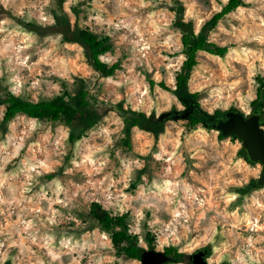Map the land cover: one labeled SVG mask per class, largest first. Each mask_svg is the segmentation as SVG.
I'll use <instances>...</instances> for the list:
<instances>
[{
  "label": "rangeland",
  "instance_id": "374dc122",
  "mask_svg": "<svg viewBox=\"0 0 264 264\" xmlns=\"http://www.w3.org/2000/svg\"><path fill=\"white\" fill-rule=\"evenodd\" d=\"M226 2L182 0L185 19L199 30ZM243 2L209 33L227 54L199 52L189 82L209 114L250 115L264 77V0ZM56 14L67 31L108 37L102 59L120 68L94 69L74 34L63 40ZM175 16L172 0H0V90L44 100L86 89L101 116L72 129L20 115L3 127L0 105V264H141L89 218L93 201L127 213L144 249L208 247L220 264H264V185L248 186L263 164L245 160L239 139L176 118L185 104L150 86L175 87L185 58ZM134 112L155 115L161 128L127 131Z\"/></svg>",
  "mask_w": 264,
  "mask_h": 264
},
{
  "label": "trees",
  "instance_id": "16d2710c",
  "mask_svg": "<svg viewBox=\"0 0 264 264\" xmlns=\"http://www.w3.org/2000/svg\"><path fill=\"white\" fill-rule=\"evenodd\" d=\"M175 4L176 16L174 24L181 32L182 53L185 58L181 68L176 73L175 87L170 88L165 81L159 82L149 79L151 87L159 85L162 89L171 90L183 103L187 100L197 102L198 92H192L189 88V82L193 71L199 63V52H208L216 56H224L228 52L227 46L219 45L210 40L209 33L218 23L229 13L235 11L244 4L243 0H227L221 10L215 12L199 30H196L191 20H186L182 7V0H172ZM55 18L60 24V33L63 35L64 41L71 40L69 33L74 34L75 41L81 43L86 49V57L88 62L100 73L105 76H111L120 68V63L115 62L109 64L102 59V55L112 50V44L108 37H99L88 28H78L73 32L67 31V27L62 23L61 15L56 14ZM259 86L257 88V96L251 102L252 111L250 115H258L260 124L264 125V77L258 76ZM0 105H4V114L1 125L6 127L17 116L26 115L36 119H48L54 122H64L66 125L75 129L77 125L85 122L90 125L100 119L99 112L93 108L88 98V90L80 89L76 95L71 94L67 89L61 94L44 100H31L17 95L7 87L0 90ZM226 111H217L215 114L222 115ZM207 113V112H206ZM245 114V113H244ZM192 126H196L205 121L202 112L195 110L189 117ZM126 121V130L131 131L135 126L143 127L146 130L157 132L161 128V121L155 116H148L145 112H134L132 115L124 117ZM221 137H224L220 132ZM233 139H239L237 135H230ZM80 134L71 132L70 139L74 141L79 138ZM128 142V141H127ZM241 154L245 160H251L244 145L241 147ZM259 162V161H257ZM261 184L259 179H253L248 186L257 187ZM128 214H113L107 208L103 207L100 202L93 201L89 209V218L102 230L110 234L111 241L119 254L129 259H138L144 248L138 244V236L134 234L127 221ZM168 255H171L172 262H183L185 264H193L190 259L192 253L182 252L175 246L165 248ZM198 251V250H197ZM211 252L208 251L205 257H209Z\"/></svg>",
  "mask_w": 264,
  "mask_h": 264
},
{
  "label": "water",
  "instance_id": "95a60500",
  "mask_svg": "<svg viewBox=\"0 0 264 264\" xmlns=\"http://www.w3.org/2000/svg\"><path fill=\"white\" fill-rule=\"evenodd\" d=\"M197 109L204 111L200 105L197 106ZM194 111V109L176 111L175 117L188 118ZM170 114L171 112L163 114L161 118ZM205 114L208 118L205 121L207 126L217 129L225 136L237 135L243 140L242 144L245 146L251 160L263 164L259 180L264 185V127L260 124L259 116L247 117L240 109H234L222 115L209 114L208 112H205ZM190 259L193 264H220L205 258V253L202 250L192 253ZM140 260L141 264H165L171 262L173 258L165 250L144 249L140 255Z\"/></svg>",
  "mask_w": 264,
  "mask_h": 264
},
{
  "label": "flooded vegetation",
  "instance_id": "af4514ba",
  "mask_svg": "<svg viewBox=\"0 0 264 264\" xmlns=\"http://www.w3.org/2000/svg\"><path fill=\"white\" fill-rule=\"evenodd\" d=\"M184 104H185V109L184 110H186V109H188V110H190V109L198 110L197 109L198 104L194 100H187ZM199 112H202V114L204 115L205 121H206L208 118H207L205 112L204 111H199ZM178 113L180 114V112H178ZM172 114H173V112H171L170 115H172ZM205 121H204V123H205ZM200 250L204 251L205 254H206V252L210 251V249L208 247H204V248L198 249V251H200ZM198 251H195V252H198ZM207 258H209V257H207Z\"/></svg>",
  "mask_w": 264,
  "mask_h": 264
}]
</instances>
